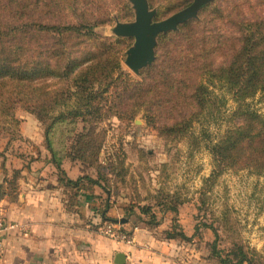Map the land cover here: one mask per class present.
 <instances>
[{
	"label": "trees",
	"instance_id": "obj_1",
	"mask_svg": "<svg viewBox=\"0 0 264 264\" xmlns=\"http://www.w3.org/2000/svg\"><path fill=\"white\" fill-rule=\"evenodd\" d=\"M150 3L159 7L160 22L193 0ZM116 13L122 20L133 16L128 0H0V135H18L15 113L24 108L44 124L49 164L60 169L69 160L82 161L63 152L66 143L78 151L89 137L87 150L97 152L99 135L86 127L88 118L113 114L131 121L144 114L148 126L187 143L191 154L209 151L214 170L207 182L225 171L263 176L264 116L253 102L264 103V0H215L199 20L161 37L154 66L137 79L122 66L126 43L96 31L113 23ZM229 103L234 108L227 113ZM216 117H224L227 127L213 135L207 128ZM12 174L2 179L0 202L19 201L23 176ZM67 177L74 188L100 185L95 177ZM205 227L215 236L210 263L264 264L239 242L220 250L219 231ZM175 230L171 238L186 240Z\"/></svg>",
	"mask_w": 264,
	"mask_h": 264
},
{
	"label": "rangeland",
	"instance_id": "obj_2",
	"mask_svg": "<svg viewBox=\"0 0 264 264\" xmlns=\"http://www.w3.org/2000/svg\"><path fill=\"white\" fill-rule=\"evenodd\" d=\"M150 6L152 10H157L155 21L158 22L159 7H152L151 3ZM114 16L121 22L135 19L134 12L127 20H122L117 13ZM114 16L113 23L96 31L106 38L126 43L122 66L126 73L137 79L145 69L138 76L126 64V52L134 45L135 39L112 35L116 25ZM253 103L264 116V103L260 98H256ZM233 108L234 104L229 103L225 111L229 113ZM15 116L20 127L18 135L8 132L0 135V184L3 178L11 179L13 171L17 170L23 176L19 182L20 195L23 179L36 182L38 178L40 182L51 177L58 180L60 188H63L61 193L66 195L70 188L76 192H87L68 185V173L70 177L80 174L76 180L95 177L100 185L92 186L88 191L93 192L96 187L102 191L103 210L110 206L111 209H117L113 217L117 218L118 223L135 217L136 225L140 224L155 237L164 240L173 239L171 236L178 232L175 230L177 226L186 240L175 239V242L189 262L196 259L202 264H212L209 258L215 236L205 226H214L219 231L220 250H229L234 242H239L247 250H254L264 257V175L257 176L249 171H225L216 181L207 182L214 170L209 151L191 154L187 143L173 141L148 126L144 114L131 121L113 114H104L97 119L88 118L91 123L86 127L93 128L99 135L94 141L97 152L91 154L87 150L92 144L87 142L89 137L78 144V151L69 142L63 152L90 165L69 160L61 163L62 167L60 165L58 169L55 164H49L50 152L46 147L44 124L24 108H18ZM220 118L216 117V123L213 122L207 128L213 135L223 133L227 127L225 118L219 121ZM195 132L200 134L202 130L197 126ZM44 169L46 175L40 179L38 175ZM25 172L27 175H24ZM82 184L87 187L89 183L84 180ZM74 195L71 193L68 197H59V200L74 203L77 199ZM174 207L178 209L177 215L173 211ZM146 220L153 222L151 228L147 229ZM175 220H179V223H175ZM168 221L170 229H167ZM94 227L97 231L99 226ZM126 228L130 229L132 225ZM188 255L193 259L190 260Z\"/></svg>",
	"mask_w": 264,
	"mask_h": 264
},
{
	"label": "crops",
	"instance_id": "obj_3",
	"mask_svg": "<svg viewBox=\"0 0 264 264\" xmlns=\"http://www.w3.org/2000/svg\"><path fill=\"white\" fill-rule=\"evenodd\" d=\"M46 169L38 175L40 179L46 175ZM79 176L69 177L74 181ZM57 182L53 177L40 182L38 178L36 182L23 179L18 203L0 202V213L17 226L6 236L5 256L0 264H121L122 255H131L138 264H202L196 259L189 262L175 239L155 237L145 227L136 225L135 217L121 220V224L127 231L141 228L137 243L116 245L94 227L117 219L113 217L117 209L110 206L103 210L102 191L98 187L93 192L70 188L63 195ZM71 193L77 198L74 203L59 200ZM131 225L132 228H126ZM170 227L168 221L167 229ZM188 258L193 259L189 255Z\"/></svg>",
	"mask_w": 264,
	"mask_h": 264
},
{
	"label": "water",
	"instance_id": "obj_4",
	"mask_svg": "<svg viewBox=\"0 0 264 264\" xmlns=\"http://www.w3.org/2000/svg\"><path fill=\"white\" fill-rule=\"evenodd\" d=\"M134 12L132 22H121L117 16L112 35L117 38H133L135 43L126 52L127 66L140 76L145 69L151 68L156 59V50L162 35L179 32L180 26L190 21L200 19V13L215 0H193L188 8L156 22L157 10L151 9L149 0H128ZM121 264L125 263V256H121Z\"/></svg>",
	"mask_w": 264,
	"mask_h": 264
},
{
	"label": "built area",
	"instance_id": "obj_5",
	"mask_svg": "<svg viewBox=\"0 0 264 264\" xmlns=\"http://www.w3.org/2000/svg\"><path fill=\"white\" fill-rule=\"evenodd\" d=\"M17 226L7 219L4 214H0V262L5 256L6 250V236L9 232L16 229ZM141 228L138 226L134 227L133 230L127 231L123 228L121 223H110L106 222L101 224L97 231L102 236H105L113 240L118 245H135L137 243V234ZM125 264H138L131 255L126 256Z\"/></svg>",
	"mask_w": 264,
	"mask_h": 264
}]
</instances>
